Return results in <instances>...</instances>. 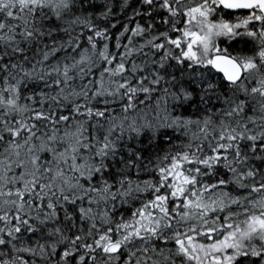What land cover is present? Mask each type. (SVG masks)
I'll use <instances>...</instances> for the list:
<instances>
[{
    "label": "snow or ice",
    "instance_id": "1",
    "mask_svg": "<svg viewBox=\"0 0 264 264\" xmlns=\"http://www.w3.org/2000/svg\"><path fill=\"white\" fill-rule=\"evenodd\" d=\"M0 264H264V0H0Z\"/></svg>",
    "mask_w": 264,
    "mask_h": 264
}]
</instances>
